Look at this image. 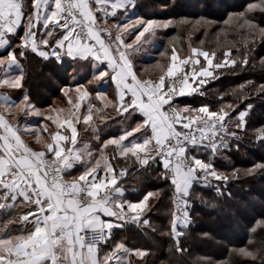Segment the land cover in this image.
I'll return each instance as SVG.
<instances>
[{
	"label": "snow or ice",
	"instance_id": "snow-or-ice-1",
	"mask_svg": "<svg viewBox=\"0 0 264 264\" xmlns=\"http://www.w3.org/2000/svg\"><path fill=\"white\" fill-rule=\"evenodd\" d=\"M134 6L135 0H0V48L9 46L12 37H19V47L30 48L44 59L54 57L61 62L66 56L88 60L95 70L93 79H108L116 86V99L108 104H112L125 121L135 124L118 138H109L100 146V157L105 159L101 168L99 159L93 163L88 144L76 147V124L82 120L89 126L93 121L94 105L90 101L86 114L76 115L82 108L81 102L90 95L87 89L76 88L79 95L75 104L68 98L69 105L75 109L72 118L44 117L57 130L49 133L51 142L44 144L43 151L34 150L22 139L18 128L11 123L10 118L15 113L7 116L0 113V209L12 208L18 197L34 206L18 221L25 228L32 225V230H22L19 235L11 231L0 234V264H124L130 254L141 259L147 255L144 250L128 249L122 242L101 254L100 245L106 246L111 241L114 228H122L127 222L151 227L144 213L151 210L149 200L155 195L150 191L135 202L123 199L124 189L117 179V170L105 152L109 146H114L113 160L130 156L142 167L150 163L161 165L162 179L174 188L175 211L170 224L178 251L183 235L178 229H186L191 223L187 208L194 183L207 182L209 177L225 184L229 181V176L219 173L214 163L204 161L192 150L203 148L215 155L229 149L228 139L237 141L238 150L240 137L237 131L229 130L228 121L233 119L232 113H236V129L246 130L245 117L252 106L248 104L244 110L237 111L239 105L228 104L222 105L219 111H212L207 105L181 109L174 101L178 96L198 92L209 78H217L210 69L235 67L237 61L229 62L231 50L224 52V59L214 64L215 52L193 47L191 56L180 58L173 48L166 70L163 64L156 65L161 71L157 79L139 78L131 60L132 52L138 48L126 43L121 33L134 34L135 41H140L146 33L154 34L157 28L167 27L168 22L130 18L123 23L117 21L111 27L107 25L109 17H116V10L126 14L129 7ZM248 11L264 13V0L249 4ZM239 15L245 17L244 24H254L245 13ZM98 21H103L104 26ZM259 31L264 34V28ZM41 46L50 51L41 50ZM6 50L7 55L0 56V72L3 73L0 87L20 88L22 70L15 77L9 75L13 67H19L18 57L14 50ZM23 55L22 51L20 56ZM196 57H203L206 66ZM247 63L245 56L241 65ZM256 91L264 93V85ZM64 94L68 96V89H64ZM97 99L103 102L107 97L98 94ZM0 107L20 108L25 115H41L31 105L27 94L20 101L0 95ZM225 108H230L231 112ZM137 117L142 120L136 122ZM65 130L70 135L65 134ZM44 131L47 132V125ZM35 136L40 143V132L36 131ZM256 136L264 142V128L257 130ZM77 164L83 166L79 176L65 180V174ZM245 171L248 175L264 172V162ZM127 173V169H120L118 175L124 177ZM237 173L238 170H233V179H239ZM100 214L109 219H102ZM11 223H5L3 228L7 230ZM258 228L264 229V220L258 221L251 231L256 232ZM234 251L264 264V256H261L264 249L252 251L242 247Z\"/></svg>",
	"mask_w": 264,
	"mask_h": 264
},
{
	"label": "trees",
	"instance_id": "trees-1",
	"mask_svg": "<svg viewBox=\"0 0 264 264\" xmlns=\"http://www.w3.org/2000/svg\"><path fill=\"white\" fill-rule=\"evenodd\" d=\"M253 3L259 4L260 0H139V12L135 10L137 13L133 18L173 19L174 25L158 44L155 39L148 44L145 41L146 35L140 42H134L133 48H138L131 55L135 68L159 62L166 70L173 48L180 58L191 56L193 47L209 53L215 52L214 64L224 59V52L231 50L228 59L229 62L237 61L235 67L212 70L217 78L201 86L196 93L176 97L174 103L181 109H198L207 105L212 111H219L222 105L228 104L239 105L237 111L244 110L248 104L252 107L245 117L246 130L236 129V113H232L233 119L228 121L229 130L237 131L240 137L238 150L234 139L228 140V150L222 149L213 156L210 150H192L201 159L210 156L209 161L214 163L219 173L229 176V181L225 184L224 181L209 177L207 182L194 183L187 208L191 223L186 229H178L183 232L179 242L180 251L171 235L174 188L162 179L161 165L150 163L149 166L137 169L135 158L117 157L113 160L114 146L105 150L108 161L117 170V179L124 189V200L135 202L147 192L155 194L149 200L151 210L144 213L150 220V228L124 223L122 228L112 230V239L107 247L122 242L130 250L147 252L142 259L134 253L130 254L124 264H260V260L253 262L234 251L242 247L252 251L264 249V229L251 231L258 221L264 220V172L257 171L254 175H248L245 171L254 164L264 162V142H254L257 130L264 127V93L258 94L256 91L260 85H264V34L259 31L264 28V13L249 12L248 5ZM240 13H245L246 18L254 20V24H244L245 17H241ZM199 21H211L213 24L208 28ZM196 23L199 25L193 31L191 27ZM218 32H223L225 37L216 40L214 37ZM121 34L125 37V42L130 41V37L126 38L129 34ZM16 40L13 50L18 57L19 69L13 74L19 75L22 70L23 80L22 87L11 99L20 101L27 94L34 108L40 112L56 100L59 104L57 110H63V106L66 109L71 107L64 89L79 86L87 89L90 95L86 101L81 102L82 108L76 115L86 114L90 101L94 105L93 121L86 126L81 120L76 127L78 141L91 144L89 148L94 153L92 160L99 154L100 146L107 139L118 138L125 129L135 126L117 115L112 104L97 99L98 94L104 95L108 90L100 84L90 82L93 77L91 71L95 70L90 66L88 69L84 67L86 62L89 65L88 60L69 61L63 57L61 62H57L54 57L44 59L28 48L19 47V37ZM22 51L23 57L20 56ZM245 56L248 63L242 66L241 61ZM105 104H108L106 108ZM12 108L15 110L9 113H15V116L10 118L11 123L21 135L31 134L28 127L40 125V116L25 115L20 108ZM225 110L231 112L230 108ZM64 111H61L62 118ZM140 120V117L136 118V122ZM48 122L56 131V126L51 121ZM93 127L95 131L92 130ZM49 132L52 131L47 128L45 134ZM129 165L134 170L125 178L120 177L118 169ZM82 167L78 164L70 172L74 175L73 173L82 171ZM233 170H238L239 179L232 178ZM33 209L34 206L23 202L21 197H18L12 208L0 209V234L15 231L14 228L21 231L32 230V225L25 228L18 221ZM10 221L13 223L5 230L3 225ZM19 234L21 232L14 233ZM261 256H264V251Z\"/></svg>",
	"mask_w": 264,
	"mask_h": 264
},
{
	"label": "rangeland",
	"instance_id": "rangeland-1",
	"mask_svg": "<svg viewBox=\"0 0 264 264\" xmlns=\"http://www.w3.org/2000/svg\"><path fill=\"white\" fill-rule=\"evenodd\" d=\"M215 5V4H214ZM137 7L139 8V0L137 2H135V6L134 8L132 7H129L127 13L125 14L122 10H116L117 11V15L116 17H109L108 20H107V25L109 27H111L112 25H114L117 21H119L120 23H123L124 21H129L130 18L131 19H136V18H133V16L135 15V13L139 12ZM214 7V6H213ZM216 8V7H215ZM137 12H136V11ZM99 14V13H98ZM99 15H102V14H99ZM113 18V19H112ZM141 18V17H140ZM143 19V18H141ZM161 24L165 23V22H168V26L167 27H159L155 30V33L153 34L152 32H149V33H146V37H145V41L148 42V44H150L152 42V40H157L156 43L158 44V42L160 41V39L162 38V36L170 30V28L174 25V21L173 19H166V20H155ZM199 22H202V21H199ZM202 23H204L203 25L206 26V27H210L213 22L211 21H203ZM100 25H103V21L102 23H99ZM199 25L198 23L194 24L193 27H191V29L193 31H196L195 29L197 28L196 26ZM112 31L113 33H115V28L113 27L112 28ZM126 34H128L126 31H124ZM131 38L130 41H127L126 43H130L132 45H134L135 43V36L133 34H129L126 38ZM222 37H225V34L223 32H218L216 33L215 37L216 40H218L220 38V40L222 39ZM143 38V37H142ZM141 38V39H142ZM141 41V40H140ZM139 41V42H140ZM137 42V41H136ZM155 43V44H156ZM136 46V45H135ZM134 46V47H135ZM7 53L5 54H2L0 56H6ZM192 55V54H191ZM197 59L200 60L201 62V65H204L206 66V62L204 61V58L203 57H196ZM133 62V61H132ZM83 61H81V65H82ZM170 63V62H169ZM157 64H162V63H159V62H155L153 64H142L140 65L139 68H135V64H133L134 66V70L136 71L137 75L139 78L141 79H154L155 76L157 75H160L161 74V71L159 68L156 67ZM92 66V65H91ZM90 66V67H91ZM85 68L88 69L89 65L88 63L86 62ZM189 69L191 67V65L187 66ZM197 68L200 67V65H197L196 66ZM78 68V67H77ZM19 67H13V69L11 70L10 73L12 72H16V70H18ZM93 69V68H92ZM79 70V69H78ZM210 70H213V69H210ZM92 75L94 73V71H91ZM0 75H2V72H0ZM10 75V74H9ZM17 76V74H14L12 77H15ZM213 79L212 78H209L208 82L212 81ZM90 82L92 83H97V85L100 84V86H103V88L107 89L108 90V93L104 94V96L107 97V100H105L106 103H108V101H112L111 99H116V92L114 93V91L112 89H114L112 87V85L110 83H113L111 80H108V79H105V80H95L93 79V77L90 79ZM208 82L206 83V85L208 84ZM193 87H195V84H192ZM205 86V85H203ZM80 87V86H79ZM67 88V87H65ZM81 90L83 91L84 89L82 87H80ZM68 89V98L70 97L73 101V104H75L77 102V97L79 95V93L76 92V88L75 89H70V88H67ZM115 89H116V86H115ZM19 90V88H8V87H0V95H6L8 96L10 99L15 96L17 94V91ZM196 93V92H195ZM193 94V93H192ZM30 100V99H29ZM115 101V100H114ZM31 105L34 107V105L31 103ZM59 104L58 102L55 100L52 102L51 105L49 106H46L44 107L43 110H41V121H40V125L38 126H31V127H28L27 129L29 130L30 129V132L31 134H24V135H21L22 138L24 139V141L28 144V145H31L32 147L36 148L37 150L39 151H42L44 150V144L47 143V142H51L50 140V136H49V133H52L54 132L55 130H53V127L50 126V124H47L49 123L48 120H45L44 117L46 116H52L54 119H56L57 117H59L60 120H65V119H69V118H72L73 117V113L75 112V109L74 108H71L68 106V108L66 109V106H63V111H64V116L63 118L61 117L62 116V113L61 111H57V108H58ZM35 109V108H34ZM12 110H15L14 108H8L7 110L4 108V107H0V111L1 112H4L5 115H8L7 113H9L10 111ZM37 110V109H35ZM72 114V116H71ZM67 116V117H65ZM71 116V117H70ZM34 117H37V115H34ZM142 119V117H140ZM138 122V121H137ZM140 122V121H139ZM44 125H47V128H49L52 132H49L47 135L45 134V131L44 129ZM43 126V127H42ZM93 130V128H92ZM36 131H39L40 132V135H41V139H40V143H37L36 142V136H35V132ZM65 133L66 130H65ZM70 135V133H69ZM97 141V139H96ZM99 141V140H98ZM97 141V142H98ZM84 144H88L89 146L91 144L89 143H86V142H79L78 141V144L76 147H82ZM208 151V150H207ZM211 152V151H210ZM98 153V152H97ZM92 155H94L93 151H92ZM211 155L213 156V153L211 152ZM96 158L93 160V163L95 162V160L99 159L100 160V164H101V168H103L104 164H105V159L101 158L100 157V154L98 155H95ZM85 159H87V157L85 156ZM211 159L210 156H206L205 159H203L204 161H209ZM139 165V167H141V165L139 163H137ZM78 165V164H77ZM137 165V166H138ZM83 168V167H82ZM209 179V178H208ZM212 179V178H211ZM214 179V178H213ZM203 182V181H201ZM205 182V181H204ZM6 203H12L11 201H7ZM173 207H174V204H173ZM241 212V211H240ZM15 231H11L12 234H14L15 232H21V229H16L14 228Z\"/></svg>",
	"mask_w": 264,
	"mask_h": 264
},
{
	"label": "crops",
	"instance_id": "crops-1",
	"mask_svg": "<svg viewBox=\"0 0 264 264\" xmlns=\"http://www.w3.org/2000/svg\"><path fill=\"white\" fill-rule=\"evenodd\" d=\"M109 11H111V9H109ZM98 16H99V14H97ZM113 19V18H112ZM98 23H102V21H98ZM23 33L21 32V35H22ZM16 38L17 37H12L11 38V44L9 45V46H5V48H0V55H2L3 53L5 54V53H7V50L6 49H8V50H13V47L15 46V44H16ZM28 49H30V48H28ZM31 50V49H30ZM41 50H44V51H50V49H45V48H43V46H41ZM64 58H66V59H68L69 61H75V60H78V59H72V58H69V57H66V56H64ZM80 60V59H79ZM89 66H91V63L89 62ZM91 68H92V66H91ZM14 72H12V73H10V77H12L14 74H13ZM2 75H3V73H2ZM111 85H112V87L114 88V90H115V92H116V89H115V84L114 83H110ZM0 113H3V112H1L0 111ZM20 134V133H19ZM65 134H69V133H65ZM21 135V134H20ZM22 137V136H21ZM23 139V138H22ZM24 140V139H23ZM30 147H32L31 145H29ZM34 150H36V151H39V150H37L36 148H34V147H32ZM43 151V150H42ZM76 166L77 165H75V167H74V169L76 168ZM139 166V165H138ZM81 172V171H80ZM80 172H77L76 174L75 173H73L74 175H72V173L70 172L68 175H67V177H69V178H74V177H78L79 176V174H80ZM72 175V177H70V176ZM101 215V218L102 219H105V220H107V219H109L108 217H105V216H103V214H100ZM115 245V244H114ZM113 244H111V245H109V247H107V246H105V245H103V246H100V251H101V254L104 252V251H107L108 249H111L113 246H114Z\"/></svg>",
	"mask_w": 264,
	"mask_h": 264
},
{
	"label": "built area",
	"instance_id": "built-area-1",
	"mask_svg": "<svg viewBox=\"0 0 264 264\" xmlns=\"http://www.w3.org/2000/svg\"><path fill=\"white\" fill-rule=\"evenodd\" d=\"M101 27H103V25H100ZM264 128V127H263ZM262 129V128H261ZM228 140H230V139H228ZM260 140H258L257 139V136H256V134H255V139H254V142L255 143H258ZM120 169H127L128 170V173H127V175L131 172V171H133L134 169H133V166H122V167H120L119 169H118V173H119V170ZM137 169H138V167H137ZM201 175H203L202 173H201ZM65 178V180H68V181H71L73 178H69V177H64ZM123 178V177H122ZM124 178H125V176H124ZM201 181H203V180H201ZM174 211H175V208H174ZM127 223H130V224H133L134 226H137V227H143V225H138V224H136V223H132V222H127ZM100 246H103V244H101Z\"/></svg>",
	"mask_w": 264,
	"mask_h": 264
}]
</instances>
